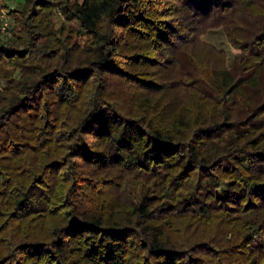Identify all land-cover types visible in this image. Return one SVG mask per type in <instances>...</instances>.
<instances>
[{
    "label": "trees",
    "instance_id": "obj_1",
    "mask_svg": "<svg viewBox=\"0 0 264 264\" xmlns=\"http://www.w3.org/2000/svg\"><path fill=\"white\" fill-rule=\"evenodd\" d=\"M257 1L9 8L0 264H264V30L230 70L200 23Z\"/></svg>",
    "mask_w": 264,
    "mask_h": 264
},
{
    "label": "rangeland",
    "instance_id": "obj_2",
    "mask_svg": "<svg viewBox=\"0 0 264 264\" xmlns=\"http://www.w3.org/2000/svg\"><path fill=\"white\" fill-rule=\"evenodd\" d=\"M7 1H9L7 5H13L10 2L11 0ZM196 1L219 4L221 0ZM58 12L56 13L57 27L61 24L62 19L58 15ZM200 21L203 28L201 43L223 53L226 57L225 64L227 68L232 70L236 67L239 51L237 50L235 42L232 40L234 38V32L231 27L235 26L234 22H236L240 26L238 33L244 38L258 35L264 30V0L257 1L254 6L238 4L231 16H222L220 13H214L208 16H202ZM183 65L187 71L192 70L193 66L187 59L183 61ZM224 188L228 189V186L225 185Z\"/></svg>",
    "mask_w": 264,
    "mask_h": 264
},
{
    "label": "built area",
    "instance_id": "obj_3",
    "mask_svg": "<svg viewBox=\"0 0 264 264\" xmlns=\"http://www.w3.org/2000/svg\"><path fill=\"white\" fill-rule=\"evenodd\" d=\"M58 15L62 17V13L59 11ZM13 20L10 15V9L7 8L2 0H0V35L2 37H10L12 35Z\"/></svg>",
    "mask_w": 264,
    "mask_h": 264
},
{
    "label": "crops",
    "instance_id": "obj_4",
    "mask_svg": "<svg viewBox=\"0 0 264 264\" xmlns=\"http://www.w3.org/2000/svg\"><path fill=\"white\" fill-rule=\"evenodd\" d=\"M2 2H3V4L7 7V8H12V9H14V8H16L19 4H22L23 2H24V0H11L10 2L13 4L12 6H9V5H7V2H9V1H7V0H2Z\"/></svg>",
    "mask_w": 264,
    "mask_h": 264
}]
</instances>
